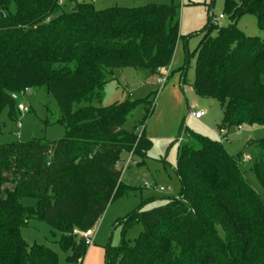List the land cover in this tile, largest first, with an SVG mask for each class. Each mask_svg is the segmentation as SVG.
Masks as SVG:
<instances>
[{
	"label": "trees",
	"instance_id": "trees-1",
	"mask_svg": "<svg viewBox=\"0 0 264 264\" xmlns=\"http://www.w3.org/2000/svg\"><path fill=\"white\" fill-rule=\"evenodd\" d=\"M225 15L230 26L214 27L211 17L202 31L193 89L221 104L222 132L264 127V38L238 28L251 15L264 30V0H225ZM180 24L181 8L173 5L97 10L76 4L65 12L58 0H0V115L8 110L17 122L13 96L45 88L66 129L55 142L0 147V264H59L52 249L23 239L21 229L31 220L61 235L70 264L83 263L88 248L81 233L96 228L108 207L132 191L118 168L122 154L143 159L152 148L145 129L125 128L135 104L102 106L101 92L114 70L158 75L169 68ZM182 136L179 196L129 216L123 237L137 224L143 232L134 245L123 239L105 248V264H264V198L246 180L239 158L187 128L177 140ZM250 148L264 190V139ZM26 198L36 206H24Z\"/></svg>",
	"mask_w": 264,
	"mask_h": 264
},
{
	"label": "rangeland",
	"instance_id": "rangeland-1",
	"mask_svg": "<svg viewBox=\"0 0 264 264\" xmlns=\"http://www.w3.org/2000/svg\"><path fill=\"white\" fill-rule=\"evenodd\" d=\"M76 4H94L97 10L133 9L149 4L181 8V40L167 82L164 85L159 84V75L142 70H114L101 92L102 106L116 102L135 104L136 108L128 118L125 128L128 131L136 128L138 134L145 129L152 148L143 159L131 157V153L122 154L118 164L120 170L131 157L129 168L123 172L122 182L131 187L132 191L108 207L98 225L100 236L96 244L104 248H115L125 239L134 245L143 232V227L140 224L134 225L123 237L124 221L138 210L147 211L160 207L166 200L179 196L181 182L176 173V164L180 144L177 138L182 127L191 133L221 143L230 156L239 158L246 180L264 198L263 187L251 162L254 151L248 149L249 142L264 139V127L243 125L241 130L239 127H232L223 136L219 129L223 121L221 104L216 100L198 96L193 89L196 51L204 38L202 31L210 24L211 17L218 19L224 16L219 22V28L231 25V20L225 15V0H64L63 10L70 12ZM238 28L248 37L264 38V30L258 27L254 16L243 17ZM215 36L216 32H213L212 37ZM183 69H186L184 78ZM17 102L25 105L29 112L20 113L17 122L9 119L8 110L2 112L0 147L18 142H55L65 137L66 129L58 124L61 114L56 100L45 88L32 89ZM77 108L78 105H74V111ZM197 111L206 112L201 120H196L191 115ZM141 163L144 164L139 166ZM22 203L26 207H35L37 204L33 198H26ZM21 232L29 246H47L58 254L59 264H70L68 259L72 255L71 251L63 250L60 245L61 235L46 222L31 220ZM102 264H105V256Z\"/></svg>",
	"mask_w": 264,
	"mask_h": 264
},
{
	"label": "built area",
	"instance_id": "built-area-1",
	"mask_svg": "<svg viewBox=\"0 0 264 264\" xmlns=\"http://www.w3.org/2000/svg\"><path fill=\"white\" fill-rule=\"evenodd\" d=\"M58 4L60 6H62L64 4V0H58ZM222 19H224V16H221L218 19L213 17L211 19V25L214 26V27H219V22ZM170 73H171V67H169L167 69L160 70L159 73H158V75H159L158 83L164 85L167 82V80H168V78L170 76ZM28 91L29 90H27V92ZM13 99L14 100H18V97L17 96H13ZM18 110L21 113H25V112L28 111L27 107L25 105H22V104L18 105ZM205 114H206L205 111H197V112H192L191 113L192 117L195 118L196 120H201L205 116ZM19 127H21V124H19ZM239 129L241 130L242 127H239ZM222 134H223V136L227 135V133L224 132V131L222 132ZM183 141H184V137L183 136L178 139L179 143H182ZM130 155H131V157H133V153H131ZM131 157H130V159H131ZM130 159L127 161L125 167L121 168L122 172L126 171L129 168ZM162 191H163V189H162ZM95 235H96V228L90 229V230H88L86 232L81 233V236L84 239L85 245H86V247L88 249L94 246Z\"/></svg>",
	"mask_w": 264,
	"mask_h": 264
},
{
	"label": "crops",
	"instance_id": "crops-1",
	"mask_svg": "<svg viewBox=\"0 0 264 264\" xmlns=\"http://www.w3.org/2000/svg\"><path fill=\"white\" fill-rule=\"evenodd\" d=\"M171 67V66H170ZM172 68V67H171ZM174 71V68L172 69V72ZM100 224V223H99ZM98 236H100V232L98 231V226L96 227V235H95V241L94 246L89 248L87 251V254L84 258V261H86V264H102L105 256V248L103 246H98L96 243L98 241ZM83 261L82 264H85Z\"/></svg>",
	"mask_w": 264,
	"mask_h": 264
}]
</instances>
